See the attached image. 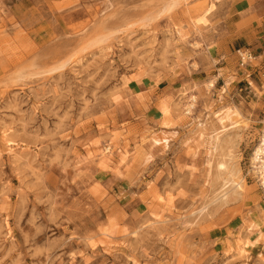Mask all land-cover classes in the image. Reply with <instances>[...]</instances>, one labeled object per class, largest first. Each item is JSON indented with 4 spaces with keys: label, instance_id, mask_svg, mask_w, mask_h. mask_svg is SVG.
<instances>
[{
    "label": "rangeland",
    "instance_id": "rangeland-1",
    "mask_svg": "<svg viewBox=\"0 0 264 264\" xmlns=\"http://www.w3.org/2000/svg\"><path fill=\"white\" fill-rule=\"evenodd\" d=\"M221 1L0 0V264H264V52Z\"/></svg>",
    "mask_w": 264,
    "mask_h": 264
},
{
    "label": "crops",
    "instance_id": "crops-1",
    "mask_svg": "<svg viewBox=\"0 0 264 264\" xmlns=\"http://www.w3.org/2000/svg\"><path fill=\"white\" fill-rule=\"evenodd\" d=\"M220 4L227 9V17L236 18L233 23L229 24V27L234 28L235 40L233 42L240 41L242 47L247 48L251 53L252 51L254 53L264 52V0H223ZM231 48L232 45L227 44V46L221 48V50H216V52L219 56L222 54L226 56L230 53ZM216 70L223 81L231 76L234 81L244 79L247 84L253 85L251 78H247L252 73H248L246 68L243 71H234L233 68L227 69L225 67Z\"/></svg>",
    "mask_w": 264,
    "mask_h": 264
},
{
    "label": "bare ground",
    "instance_id": "bare-ground-1",
    "mask_svg": "<svg viewBox=\"0 0 264 264\" xmlns=\"http://www.w3.org/2000/svg\"><path fill=\"white\" fill-rule=\"evenodd\" d=\"M213 5L210 7V9H212ZM208 9V8H207ZM210 9H208L206 12H205V15H203L201 18L198 19L199 22H204L206 21L205 20V16L206 14H208V12L210 11ZM228 108V107H227ZM230 110L229 109H226V108H223L221 110H219L218 112H216L215 114H213L216 122L218 123V125H223L225 122H228L230 120ZM233 112V110H232ZM235 112V110H234ZM237 112V111H236ZM232 115V114H231ZM224 127V126H223ZM214 146H213V150L216 149L217 145H218V142H219V139L218 137L216 136L213 140H212ZM261 154H264V137H262V140H261V143L259 144V146L256 148V150L254 151L253 153V163L256 165V164H259V166H255V169H257V172L260 176V178L262 179V183H264V159H262V157L260 156ZM260 180V179H259ZM238 185V184H237ZM264 185V184H262ZM239 186V185H238ZM262 239V235L257 237L256 241H257V244H258V241H260Z\"/></svg>",
    "mask_w": 264,
    "mask_h": 264
},
{
    "label": "built area",
    "instance_id": "built-area-1",
    "mask_svg": "<svg viewBox=\"0 0 264 264\" xmlns=\"http://www.w3.org/2000/svg\"><path fill=\"white\" fill-rule=\"evenodd\" d=\"M235 53L241 68L248 66V64L254 59L252 53L247 49H237ZM260 156L264 159V154H261Z\"/></svg>",
    "mask_w": 264,
    "mask_h": 264
}]
</instances>
